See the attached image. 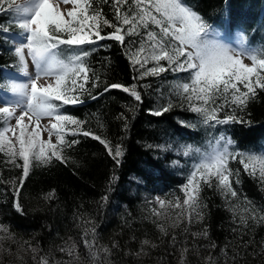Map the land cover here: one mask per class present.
Masks as SVG:
<instances>
[{"label": "snow or ice", "instance_id": "obj_1", "mask_svg": "<svg viewBox=\"0 0 264 264\" xmlns=\"http://www.w3.org/2000/svg\"><path fill=\"white\" fill-rule=\"evenodd\" d=\"M109 2L114 9V20H109L103 9L95 6L96 0H23L15 7L14 0H0V12L6 11L13 15V22L23 36L13 53L16 58L13 67L23 79H12L0 84V89L6 90L0 94V104L3 105L0 106V152L9 157V163L16 164L17 158L23 162L16 164L22 168L19 180L21 186L31 167L47 165L53 159L66 162L63 147L78 143L77 140L65 141L66 126L79 127L84 121L65 114L61 109L65 105L83 103L80 97L87 91L85 85L95 75L90 72L86 58L90 50H95L97 41L113 40L125 47L133 68L137 71L142 69L140 79L149 75L159 76L166 71L187 73L186 79L174 81L170 85L167 103L148 110L151 115L159 117L169 112L174 107L172 97L175 96L181 106L186 105L188 111L199 117L198 123L206 128L251 123L239 113L247 108L250 100L256 98L258 90L264 91V44L252 46L244 31L237 32L235 44L225 43L221 38L222 33L183 0H100L102 4ZM6 4L7 8L4 7ZM62 4L73 6L67 11V16L61 11ZM222 26L230 31L231 19L222 21ZM104 27L113 31L102 35ZM0 31L7 32L8 29ZM244 59H249L251 63L246 64ZM29 61L34 71H29ZM149 64L152 66L147 67ZM40 81L48 82L41 84ZM92 86L96 87V83L93 82ZM110 89H121L138 104L143 102L136 84H110L104 91ZM118 118L128 119L123 113ZM43 119H47L48 123L41 127ZM12 120L15 121L14 125ZM179 123L186 128L196 127V124L187 121ZM127 126L125 123V129ZM44 132L48 134L46 140L42 138ZM76 134L71 131V135ZM83 135H92L99 140L115 165H121L124 155L121 144L113 146L111 142L87 131ZM53 136L56 137L55 143L52 142ZM234 143L231 137L221 134L208 142L206 150L191 144L181 145L177 149L180 155L198 157L186 182L180 186L183 195L175 196L173 200L156 197L155 203L159 207L153 206L149 211L154 218L153 223H156L163 236L168 235L166 222L170 219L169 208L175 212L171 227L182 228L188 234L189 226L202 224L205 217L207 205L202 203L201 191L204 187L215 189L224 198L235 225L232 232L238 235L235 244L229 241L219 248L225 258L223 264H241L242 261L247 264L245 258L248 255L254 260H264V240L252 252L248 249L254 240H244V236L255 225L264 224V209L256 208L247 197H240L234 185L241 182V170L232 169L230 162L236 161L243 166L245 173L264 184V152L234 151ZM155 147L167 151L171 146ZM172 163L179 165V161ZM15 195L18 197L19 188ZM53 196L54 193H49L45 198L51 199ZM101 200L106 204L108 195L105 194ZM13 207L23 212L18 199L14 200ZM83 223V244L88 250L91 264H111L112 249L119 245L115 242L111 247L99 245L93 222L89 220ZM190 234L193 241H210L206 226ZM5 241L15 242L14 234L7 225L0 224V254L11 255V249L4 246ZM172 242H176L175 235L172 236ZM155 247L157 245L154 242L145 239L132 255L139 258L147 255V249ZM200 247L207 252L202 257L203 264H221L220 259L213 254L219 247L215 242L210 241ZM77 249L75 242H66L59 251L70 259L67 262H53L47 255L37 259L39 249L28 245L37 264H76L80 260ZM190 251L199 254L195 244L192 248L183 246L180 249V264H187Z\"/></svg>", "mask_w": 264, "mask_h": 264}, {"label": "trees", "instance_id": "obj_2", "mask_svg": "<svg viewBox=\"0 0 264 264\" xmlns=\"http://www.w3.org/2000/svg\"><path fill=\"white\" fill-rule=\"evenodd\" d=\"M184 2H188L209 24L225 34L233 35L239 29L248 35V42L252 46L264 44V0ZM95 6L102 8L109 20H114V9L110 2L102 4L96 0ZM11 15L0 12V29H8L7 32L0 31V68H11L16 63L12 36L19 29ZM228 18L232 21L230 31L222 26V21ZM111 31L113 29L104 27L101 34L107 35ZM94 48L90 50L86 63L95 75L91 76L85 85L87 91L80 97L83 104L64 108L66 114L84 121L74 129L77 133L75 136L67 134L65 137V141H78L70 147H63L66 162L53 159L47 165L31 167L21 186L22 168L16 164L23 162L17 158L16 164L9 163V157L0 152V224L7 225L15 238V242H4L12 254H0V264H37L32 258L33 253L28 250L29 244L39 249L37 259L47 255L53 262H67L70 258L59 251L66 242H75L78 246L80 260L76 264H91L88 250L83 244V221L89 220L96 227L99 245L111 247L113 242L119 245L112 249L111 264H180V249L183 246L192 248L194 244L199 254L190 251L187 264H203L202 257L207 252L200 246L210 241L219 246L213 254L223 264L225 258L219 248L229 241L235 244L238 235L232 232L235 227L232 214L227 211L225 200L218 191L203 188L200 195L202 203L207 205L203 223L189 226L190 232L200 231L206 226L210 241H193L190 232L185 234L182 228H172L175 212L171 208L168 209L170 219L166 222L168 235L163 236L153 223L154 218L149 210L153 206L159 207L155 203L156 197L173 200L175 196L183 195L180 186L186 182L192 163L198 157L180 155L177 149L181 145L191 144L206 150L213 137L224 134L235 141L232 146L234 151L264 152V91L258 90L256 98L250 100L247 108L239 113L251 122L250 125L229 124L215 129L206 128L198 123L199 117L188 111L186 105L181 106L175 96L172 97L174 107L157 117L148 110L167 103L170 85L178 78L186 79L187 73L166 71L159 76L149 75L140 79L142 69L137 71L133 68L125 47L118 42L101 40ZM161 63L166 64L164 61ZM2 74L0 70V78ZM2 82L3 79H0V84ZM93 82L96 87L92 86ZM116 83L126 86L136 84L143 102L138 104L121 89L104 91L105 87ZM91 96L97 98L92 99ZM121 113L128 118L127 121L118 118ZM180 121L196 124V127H183ZM84 131L100 136L113 146L121 144L124 151L121 165L117 167L104 144L92 135L84 136ZM156 145L171 147L163 151ZM173 161H179V165H173ZM230 167L241 170V182L234 185L240 197H247L256 208L264 209V184L245 173L243 166L236 161H231ZM113 177L116 179L113 180ZM17 188L18 197L15 195ZM49 193H54V196L46 199ZM105 194L108 195L106 204L101 200ZM16 199L22 206V213L13 207ZM173 235L176 236L175 244L172 242ZM145 239L154 242L157 247L147 249V255L139 258L132 255ZM250 239L254 240L248 249L252 252L264 240V224L255 225L244 236V240ZM245 259L247 264H264V260H254L251 255Z\"/></svg>", "mask_w": 264, "mask_h": 264}, {"label": "rangeland", "instance_id": "obj_3", "mask_svg": "<svg viewBox=\"0 0 264 264\" xmlns=\"http://www.w3.org/2000/svg\"><path fill=\"white\" fill-rule=\"evenodd\" d=\"M17 2L19 3V4H21V3H23V0H17ZM247 2H248V0H247ZM61 7V11H63L64 13H65V16H67V11L69 10V9H71L73 6L71 5V4H68V5H61L60 6ZM223 39V38H222ZM23 40V36L21 35L20 37H19V41L16 43V46L21 42ZM223 40H225V39H223ZM244 62L246 63V64H250L251 63V61L249 60V59H244ZM29 71L31 72V71H34V68H33V66L31 65V62L29 61ZM12 78L13 79H23L22 77H20V75H19V73H17V74H15V75H11V79L10 80H12ZM48 81H40L39 83H41V84H43V83H47ZM8 96H10V93L8 94ZM0 106H3L2 104H0ZM11 123L14 125L15 124V121L14 120H12L11 121ZM48 123V120L47 119H43L42 121H41V127H43V125H45V124H47ZM69 127H73V125H68ZM66 128H67V126H66ZM74 129L76 128V126H74L73 127ZM77 130V129H76ZM9 135H11V133H9ZM42 138L43 139H47L48 138V134L46 133V132H44L43 134H42ZM52 142L53 143H55L56 142V137L55 136H53L52 137Z\"/></svg>", "mask_w": 264, "mask_h": 264}, {"label": "bare ground", "instance_id": "obj_4", "mask_svg": "<svg viewBox=\"0 0 264 264\" xmlns=\"http://www.w3.org/2000/svg\"><path fill=\"white\" fill-rule=\"evenodd\" d=\"M261 16V15H260Z\"/></svg>", "mask_w": 264, "mask_h": 264}]
</instances>
